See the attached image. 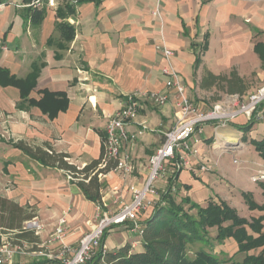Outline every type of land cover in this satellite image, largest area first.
<instances>
[{
	"label": "crops",
	"instance_id": "1",
	"mask_svg": "<svg viewBox=\"0 0 264 264\" xmlns=\"http://www.w3.org/2000/svg\"><path fill=\"white\" fill-rule=\"evenodd\" d=\"M2 1L0 39L7 48L0 50V66L15 79L33 75L34 80L24 95L17 86H0V196L27 210L31 218L24 230L38 238L37 244H14L13 233L0 230V248L8 245L13 252L4 264H61V243L54 240L59 221L65 220L63 243L74 249L97 212L63 171L31 160L15 143L50 146L82 168L99 158L107 120L128 95L164 93L168 100L162 107L141 98L128 131L141 124L146 130L123 147L132 172L102 176L103 211L116 212L130 202L132 189L144 185L149 158L174 124L177 102L176 92L165 87V60L156 49L160 28L175 53L185 97L203 111L224 95L246 97L264 85V0H162V23L152 16L155 0H83L77 7L62 0L42 7L26 6L33 0ZM210 75L235 76L237 84L232 89L224 81L211 84ZM227 127L244 131L227 135ZM199 138V156L187 169L172 174L167 163L153 200L172 189L201 207L223 201L248 223L260 218L264 232V179L258 178L264 174V120L240 116L225 127L205 125ZM203 164L213 170L200 172ZM152 212L149 206L139 213V228ZM137 233L131 223L113 226L104 246L114 252L129 243L141 251ZM210 233L215 236L216 230ZM237 250L233 239L214 248L221 257L241 261Z\"/></svg>",
	"mask_w": 264,
	"mask_h": 264
},
{
	"label": "trees",
	"instance_id": "2",
	"mask_svg": "<svg viewBox=\"0 0 264 264\" xmlns=\"http://www.w3.org/2000/svg\"><path fill=\"white\" fill-rule=\"evenodd\" d=\"M209 78L211 84L215 80L224 81L231 85V89L237 84L235 76L226 79L210 75ZM33 80V75L27 81L15 79L0 66V86H17L24 95ZM254 145L258 150L262 147L259 143ZM14 147L43 166L63 171L87 201L103 206L101 178L117 166V159L105 158L103 147L99 158L82 168L73 165L68 154L57 153L47 145L30 147L20 141ZM244 197L249 208L255 209L248 195ZM30 218L26 209L0 196V230L11 231L14 244L21 241L38 243L34 233L24 230L23 224ZM211 229L216 230L215 236H211ZM106 232L101 238V246L94 249L85 264H264V232L260 218L248 223L223 201H210L206 207H201L172 189L161 194L153 205L150 218L139 228L137 235L141 251H133L129 243L114 252L104 251ZM228 239L237 243V254L244 256L241 261L234 257L226 259L214 252L217 244Z\"/></svg>",
	"mask_w": 264,
	"mask_h": 264
},
{
	"label": "built area",
	"instance_id": "3",
	"mask_svg": "<svg viewBox=\"0 0 264 264\" xmlns=\"http://www.w3.org/2000/svg\"><path fill=\"white\" fill-rule=\"evenodd\" d=\"M54 1L33 0L26 6L42 7L46 2L53 6ZM62 1L71 7H77L83 0ZM161 3L162 0H155L152 11V16L160 23H162ZM5 5L6 3L0 0V10ZM17 7H21V5H17ZM6 48V45L0 39V50ZM156 49L165 60V66L162 69L165 87L173 89L177 94L174 124L162 133L163 140L160 147L149 158L148 175L144 185L141 188L132 189L130 202L112 214L104 212L103 206H97L94 222H89V231L81 237L76 248L71 249L63 243L65 220L61 219L59 221L54 240L61 243L59 252L61 264H85L91 258L94 249L101 246L103 234L113 226L131 223L135 230H139L138 215L145 207L155 205L153 200V197L157 195L155 182L163 176L165 163L171 165L170 172L172 174L187 169L191 159L199 156L197 144L205 125H212L215 129L225 127L240 116L245 117L250 122L264 120V85L246 97L238 94L224 95L213 103L209 109L203 111L185 97L181 78L173 65L175 53L166 46L162 28H160V43L156 45ZM141 98L157 107L164 106L168 100L167 95L164 93L128 95L122 102L121 107L108 118L104 132L103 150L105 158L117 159L115 172L123 174L132 172L131 158L123 151V147L128 142L133 143L146 130V126L141 124L136 132L130 133L128 131V125L136 118L140 109ZM212 170V165L203 164L199 167V171L202 173ZM258 178L264 179V174L260 173ZM68 179L70 180V177ZM27 224L37 229L40 228L32 222ZM102 249L105 251L106 247L103 245ZM12 253L8 245L1 247L0 264H4L5 258L10 257Z\"/></svg>",
	"mask_w": 264,
	"mask_h": 264
},
{
	"label": "rangeland",
	"instance_id": "4",
	"mask_svg": "<svg viewBox=\"0 0 264 264\" xmlns=\"http://www.w3.org/2000/svg\"><path fill=\"white\" fill-rule=\"evenodd\" d=\"M244 130H242V129H238V128H236V127H227L226 129H224V131H223V133L224 134H227V135H237L238 133H240V132H243ZM167 165V163H165V166ZM245 167H247V168H249L250 166H245ZM250 168H253L252 166L250 167ZM249 174V173H248ZM232 183V185H235V181H232L231 182ZM244 199H245V197H243ZM236 200H235V202H236V206H238L240 203V201H241V194L240 193H237L236 194V198H235ZM237 210L239 211V210H241V207L240 206H238L237 207ZM89 231V230H88ZM87 231V232H88ZM86 232V233H87ZM85 233V234H86ZM81 239V238H80ZM77 246H78V244H77ZM76 246V247H77Z\"/></svg>",
	"mask_w": 264,
	"mask_h": 264
}]
</instances>
